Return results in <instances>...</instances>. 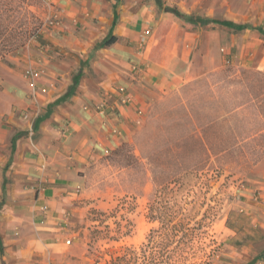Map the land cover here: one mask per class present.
Returning <instances> with one entry per match:
<instances>
[{"label": "rangeland", "instance_id": "1", "mask_svg": "<svg viewBox=\"0 0 264 264\" xmlns=\"http://www.w3.org/2000/svg\"><path fill=\"white\" fill-rule=\"evenodd\" d=\"M52 1L0 0L1 76L19 82L29 50L51 43ZM255 3V15L238 21L256 29L255 46L222 66L174 49L189 37L158 36L153 60L178 53L185 75L88 167L70 195L62 242L35 238L30 264H227L229 244L251 238L264 207V0Z\"/></svg>", "mask_w": 264, "mask_h": 264}, {"label": "crops", "instance_id": "2", "mask_svg": "<svg viewBox=\"0 0 264 264\" xmlns=\"http://www.w3.org/2000/svg\"><path fill=\"white\" fill-rule=\"evenodd\" d=\"M52 2L58 19L48 33L51 43L29 50L19 82L0 75V264H30L35 238L46 246L62 242L58 230L70 195L85 182L88 167L130 135L138 110L143 115L158 92L185 75L177 72L178 53L153 60L160 34L168 29L189 37L174 49L188 47L216 66L239 59L257 42L256 29L192 25L168 11L241 22L255 15L256 0ZM110 34L115 41L103 45ZM28 67L37 71L33 80L24 76ZM252 219L255 231L243 244H229L227 264H264V207Z\"/></svg>", "mask_w": 264, "mask_h": 264}, {"label": "trees", "instance_id": "3", "mask_svg": "<svg viewBox=\"0 0 264 264\" xmlns=\"http://www.w3.org/2000/svg\"><path fill=\"white\" fill-rule=\"evenodd\" d=\"M157 3L159 5H161V0H156ZM168 11H170L171 13L175 14L178 18H180L181 20L185 21L186 23H190L192 25H200V26H203L204 25H207L209 23H214V24H218V25H223L225 27H228L230 29H233L234 31H238V30H244L246 28H252L250 27L249 25L247 24H244V23H235L233 21H230V20H226V19H222V20H217V19H210L208 17H200V16H193V15H184L182 13H180L176 7H170L168 9ZM259 32L263 33L264 34V30L263 28H257ZM115 41V36L113 35H109L108 37H106L103 41H102V44L103 45H108L112 42ZM15 138L16 136H14L12 138V148H13V145H14V141H15ZM160 252V251H159ZM162 253V252H161ZM161 256L163 257L164 254H161ZM117 258H120V257H115L113 260H117Z\"/></svg>", "mask_w": 264, "mask_h": 264}, {"label": "built area", "instance_id": "4", "mask_svg": "<svg viewBox=\"0 0 264 264\" xmlns=\"http://www.w3.org/2000/svg\"><path fill=\"white\" fill-rule=\"evenodd\" d=\"M36 75H37V71L35 69H33L32 67H28V68L25 69V72H24L25 78H28L30 80H33ZM123 90H124V87L121 86L119 88V92H123ZM105 105H106V101H104L102 104H99L98 105L99 111H102V108ZM136 117L137 118L135 119L134 124L135 125H138V124H140L142 122V119H143L142 112L140 110H138ZM112 132L113 133H117L118 131L116 129H113ZM67 242L69 243L70 241L67 240Z\"/></svg>", "mask_w": 264, "mask_h": 264}]
</instances>
